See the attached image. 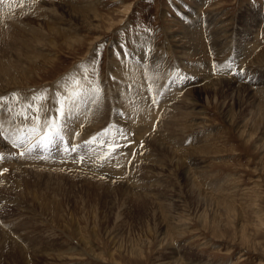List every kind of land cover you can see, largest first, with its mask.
<instances>
[{
	"label": "rangeland",
	"instance_id": "obj_1",
	"mask_svg": "<svg viewBox=\"0 0 264 264\" xmlns=\"http://www.w3.org/2000/svg\"><path fill=\"white\" fill-rule=\"evenodd\" d=\"M41 93L75 152L12 146ZM0 97V264H264V0H0Z\"/></svg>",
	"mask_w": 264,
	"mask_h": 264
},
{
	"label": "snow or ice",
	"instance_id": "obj_2",
	"mask_svg": "<svg viewBox=\"0 0 264 264\" xmlns=\"http://www.w3.org/2000/svg\"><path fill=\"white\" fill-rule=\"evenodd\" d=\"M125 55L127 54L125 53ZM80 95L81 93L79 92L73 94L71 97V102H75V100L78 99ZM12 98L13 100L18 101L16 94H13ZM6 99L7 98L5 97H0V102L5 101ZM47 99L48 97L44 93L34 95L31 101L22 106L19 112L15 113L16 116L23 117V120L27 123L25 125V135L19 140V143L13 140L12 146L19 147L28 143L32 136H37L39 139L36 143L31 145V147L28 149L29 152L40 148L50 150L53 146H56L58 150H62L66 153L75 152L77 146L74 144L70 145L62 134L64 129L67 127V121L70 115V110L68 112L64 110L65 103H68L69 101L67 99L62 100L60 97H57L55 101V115H49V113H51L53 110L51 108L44 110L43 108V103ZM152 102L156 103L157 101L153 98ZM9 112H11V108H9ZM29 113H31V115H29ZM58 121H60V123H58ZM109 132H112L113 136L109 139L106 146L109 152L114 153L116 149L122 146L119 144L117 138L128 140V134L118 125H109L101 133L97 134V136L90 138L89 141H85V144H92L93 142L97 141L99 137L105 136ZM75 135H79V133H76ZM5 139L8 138L5 137ZM57 141H59V144H57ZM128 143H131V141H128ZM61 144L63 145L62 149H60ZM99 144L105 145V141L100 139ZM123 146L126 147L127 144ZM20 155H25V153L21 152ZM133 155H135V153H133ZM2 158L3 157L0 156V159ZM79 159L83 160V157H80Z\"/></svg>",
	"mask_w": 264,
	"mask_h": 264
},
{
	"label": "bare ground",
	"instance_id": "obj_3",
	"mask_svg": "<svg viewBox=\"0 0 264 264\" xmlns=\"http://www.w3.org/2000/svg\"><path fill=\"white\" fill-rule=\"evenodd\" d=\"M5 1V0H4ZM9 4V3H8ZM128 13V12H127ZM126 13V14H127ZM119 23H120V20H119ZM118 23V24H119ZM89 79V78H88ZM128 81H132L131 79H127ZM81 81V80H80ZM143 84V83H142ZM142 84H140L141 85V88H140V91L137 93V95H136V105L137 106H140V108H143V109H145V110H147L145 113H144V121H145V124H147V125H143V126H149L148 127V129L150 128V126L152 125L153 126V124H154V119H155V117H157L156 116V114H158L159 113V111H160V109H161V107L159 108V109H157V111L158 112H155V105L152 107L151 105L149 106L148 104L146 105V103L147 102H149V100H150V98H151V95H149L148 93H146V91H144L143 90V87H142ZM144 85H145V83H144ZM147 86V85H146ZM146 86H144V87H146ZM71 88V87H70ZM66 89V88H65ZM67 89H68V87H67ZM69 90V89H68ZM67 90V91H68ZM122 89H120V93H118V97L119 96H121L122 94L124 95L125 93L123 92V91H121ZM64 91V90H63ZM117 92H119V91H117ZM102 94V93H101ZM143 94H145V98H147V101L145 102L144 101V99H143ZM147 94V95H146ZM177 95H179V94H176V97H177ZM63 97V96H62ZM82 97V96H81ZM168 97V96H167ZM65 98V97H64ZM64 98H62V99H64ZM124 98V97H123ZM126 98V97H125ZM169 98V97H168ZM174 98H175V96H174ZM131 99V98H130ZM180 99H181V97H180ZM80 100V99H79ZM170 100V99H169ZM97 101V100H96ZM129 101V100H128ZM178 101V100H177ZM23 102H24V100H23ZM22 102V103H23ZM28 102V101H27ZM26 102V103H27ZM180 102V101H179ZM90 103H92V102H90ZM96 104V103H95ZM117 104V103H116ZM126 105H128L129 103L128 102H126L125 103ZM26 105V104H25ZM123 105H124V103H123ZM126 105H125V107H126ZM136 105H134V106H136ZM164 105V104H163ZM23 106H24V104H23ZM114 106V105H113ZM160 106H162V105H160ZM98 107V106H97ZM102 107H104V105L102 106ZM117 107V106H116ZM118 107H119V105H118ZM129 107V106H128ZM164 107H167L166 105H164ZM121 108V107H120ZM130 108H132V107H130ZM139 107H138V111H139V109H140ZM72 109H74V110H76L77 111V109H78V105L77 104H74L73 105V108ZM133 109V108H132ZM19 110H20V108H19ZM66 110V109H65ZM125 110V109H124ZM162 110H164V109H161V111ZM55 111V110H54ZM110 111V110H109ZM138 111H133L132 112V114H131V116H135L136 114H137V112ZM160 111V112H161ZM114 112V111H113ZM125 112V111H124ZM130 112V111H129ZM128 112V113H129ZM75 113V112H74ZM83 113H86L83 117H80V116H74L73 117V119H74V131H77L78 130V126L80 125V124H82V123H88V125L90 124V121H89V119H91V118H96L97 120H95V121H97V122H102V123H104L103 121H101L100 119H98L99 117H104V119H105V116H106V113H104V110L102 109V110H99V111H97V113L95 114V113H88L87 111H84ZM140 113V112H139ZM150 113L153 115V116H151L150 115ZM88 114H90V117L89 118H87L86 116L88 115ZM113 114V113H112ZM141 114V113H140ZM71 115H73V114H71ZM83 115V114H82ZM126 115H128V114H126ZM109 116V115H108ZM71 117V116H70ZM87 119H86V118ZM110 117V116H109ZM142 117H143V115L142 116H140V115H136V118L135 119H137V121H141V119H142ZM15 118V117H14ZM82 119V121L83 122H79V119ZM108 118V117H107ZM131 118V117H130ZM171 118V117H170ZM93 119H91V120H93ZM110 119L112 120V117H110ZM70 120V119H69ZM100 120V121H99ZM103 120V119H102ZM120 120V119H119ZM156 120V119H155ZM170 120V119H169ZM110 121V120H109ZM115 121V120H114ZM122 121V120H121ZM127 121V120H126ZM9 122V121H8ZM11 122V121H10ZM59 122V121H58ZM118 122V121H117ZM133 123H136V121L133 119V121H132ZM7 123V122H6ZM12 123V122H11ZM10 123V124H11ZM60 123V122H59ZM94 123V122H93ZM102 123H100V125H104V124H102ZM108 123V122H107ZM110 123V122H109ZM119 123V122H118ZM128 123V122H127ZM156 123V122H155ZM159 123V125L161 124V122H158L157 121V124ZM9 124V123H8ZM13 124V123H12ZM18 124V123H17ZM98 124V123H97ZM111 124V123H110ZM124 124V123H123ZM123 124H122V126H123ZM142 124V123H141ZM16 125V124H15ZM19 125V124H18ZM18 125H17V127H18ZM71 125V124H70ZM94 126L93 124H90V126ZM107 125V124H106ZM121 125V124H120ZM128 125V124H127ZM130 125H132V124H130ZM138 125V124H137ZM159 125H157V126H159ZM13 126V125H12ZM22 126V125H21ZM89 126V127H90ZM95 126H97V125H95ZM134 126V125H133ZM7 127V126H6ZM84 127H86V126H84ZM98 128H100L99 126H97ZM105 127V126H104ZM141 127V126H140ZM155 127V126H154ZM19 128V127H18ZM22 128H23V126H22ZM69 128V127H68ZM87 128V127H86ZM92 128V127H91ZM94 128V127H93ZM98 128H94V130H96V129H98ZM101 128H102V126H101ZM130 128V127H129ZM131 128H132V126H131ZM134 128V127H133ZM142 128V127H141ZM159 128V127H158ZM3 129V128H2ZM12 129V128H11ZM11 129H9V130H11ZM152 129V128H151ZM156 129L157 128H155V131H156ZM7 130V129H6ZM66 130V129H65ZM69 130V129H68ZM72 130V129H71ZM87 130V129H86ZM131 130V129H130ZM135 130V129H134ZM142 129H140V135L139 136H143V134H145L146 132H148L149 130H145L144 129V131H141ZM154 130V129H153ZM13 131V130H12ZM89 131H90V129H89ZM88 131V132H89ZM127 131V130H126ZM155 131H153V132H155ZM160 131V130H159ZM163 131V130H162ZM11 132V131H10ZM9 132V133H10ZM20 132V131H19ZM86 132V131H85ZM87 132V134H90V132L88 133ZM64 133H66V132H64ZM63 133V134H64ZM149 133H152V132H149ZM69 134V133H68ZM73 134V133H72ZM83 134H84V132H83ZM93 134V132L91 133V135ZM142 134V135H141ZM12 135V134H11ZM129 135V134H128ZM74 136V135H73ZM86 136L89 138V136L88 135H85V138H86ZM139 136H137V137H139ZM151 136V135H150ZM160 136V135H159ZM79 137H80V135H79ZM143 137H145V135L143 136ZM12 138H14V137H12ZM72 138V137H71ZM88 138H86V139H88ZM151 141L150 142H152L153 141V143L154 144H159V145H161V143H162V141L160 140V138H158V135H154V136H151ZM35 139V138H34ZM129 139H130V137H129ZM141 139V138H140ZM4 140V139H3ZM82 140H85L84 138L82 139ZM133 140V139H132ZM142 140H143V138H142ZM139 141V140H138ZM147 141V140H146ZM75 143V142H74ZM124 143V142H123ZM3 144H5L4 142H3ZM6 144H7V142H6ZM122 145H124V144H122ZM135 145H137V144H135ZM9 146V145H8ZM11 147V146H10ZM123 147V146H122ZM144 148V147H143ZM10 149V148H9ZM147 150V149H146ZM2 151V150H1ZM6 153V152H5ZM98 153V152H97ZM148 153H150V152H148ZM145 155H144V157L146 156V154H147V152L146 153H144ZM114 156H115V158H117V156H120V154H114ZM100 158H101V156H100ZM125 158V157H124ZM123 158V160L125 161V159L127 158V155H126V158L124 159ZM137 158V157H136ZM139 158V157H138ZM140 158H142L141 156H140ZM118 159V158H117ZM143 159V158H142ZM141 159V160H142ZM145 159V158H144ZM143 159V160H144ZM17 160V159H16ZM127 160V159H126ZM129 160V159H128ZM127 160V161H128ZM140 160V159H139ZM19 161V160H18ZM30 161V160H29ZM134 161V160H133ZM135 161L137 162V160L135 159ZM148 161H149V159L147 160V161H145V162H147L148 163ZM13 162V161H12ZM17 162V161H16ZM20 162V161H19ZM144 162V161H143ZM22 163V162H21ZM24 163V162H23ZM26 163V162H25ZM24 163V164H25ZM31 164H33V162H30ZM46 163H48V162H41V163H39V164H46ZM106 164H108V163H111L109 160L108 161H106L105 162ZM118 163V162H117ZM122 164H124L123 162H121ZM133 163H135V162H133ZM140 163H142V162H140ZM147 163H145V164H147ZM4 164V163H3ZM17 164V163H16ZM16 164H14V165H16ZM27 164V163H26ZM30 164V165H31ZM38 164V165H39ZM52 164V163H51ZM68 164H70V163H68ZM87 164V163H86ZM97 164V163H96ZM125 164H126V162H125ZM20 165V164H19ZM36 165H37V163H36ZM64 165V164H63ZM66 165V164H65ZM119 165H121V164H119ZM134 165V164H133ZM135 165H136V163H135ZM16 166H18V165H16ZM25 166H27V165H25ZM35 166V165H34ZM55 166V165H54ZM61 166V165H60ZM71 166V165H70ZM72 166H74V165H72ZM122 166V165H121ZM19 167H21V166H19ZM23 167V166H22ZM57 167V166H56ZM65 167V166H64ZM117 167V166H116ZM120 167V166H119ZM67 168V167H66ZM88 168V167H87ZM90 168V167H89ZM125 167H123L122 169H124ZM11 169V168H10ZM16 169H18V167L16 168ZM15 168H14V171L16 170ZM55 169V168H54ZM131 169H132V167H131ZM12 170H13V168H12ZM20 170V169H19ZM68 170V169H67ZM72 170V169H71ZM106 170V169H105ZM112 170H114V171H116V169H115V167H114V169H112ZM13 171V172H14ZM18 171V170H17ZM69 171V170H68ZM103 171H104V169H103ZM99 172V171H98ZM103 173V172H102ZM112 173H114V172H112ZM111 173V174H112ZM117 173V172H116ZM6 174V173H5ZM120 174V173H119ZM127 174V173H126ZM91 175V174H90ZM105 175H106V173H105ZM118 175V174H117ZM129 175V174H128ZM130 177V176H129ZM129 181H130V179H129ZM132 186V185H131ZM126 187H128V185L126 186ZM129 187H130V185H129Z\"/></svg>",
	"mask_w": 264,
	"mask_h": 264
}]
</instances>
